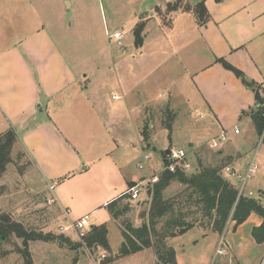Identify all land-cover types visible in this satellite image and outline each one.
<instances>
[{"label":"rangeland","instance_id":"rangeland-1","mask_svg":"<svg viewBox=\"0 0 264 264\" xmlns=\"http://www.w3.org/2000/svg\"><path fill=\"white\" fill-rule=\"evenodd\" d=\"M21 1L31 6L30 15L33 14L34 18L38 16L41 20V27L45 28L48 41L59 45L57 47L63 58L71 66L76 65L82 74L81 77L86 74L91 77L93 67L100 68V72L110 67L111 79L115 80L111 82L112 87H116L117 93L120 94L118 83L131 84L133 81V78H130L131 68H134L133 73L135 69L138 74L141 73L139 60L142 56L140 49L135 45L134 30L145 24L143 37L147 36V42H152L157 35L158 27L163 24V21L168 24L172 17L168 14V4L179 2L182 7L179 11H184L192 8L191 5L198 4L199 0ZM16 10L14 13L11 12L12 15L7 18L10 22L8 27L4 28L11 33L12 43L24 41L28 33L20 28L27 22L26 17L28 16ZM27 12L25 14L29 15ZM107 32L109 34L122 33L124 35L122 47H119L114 40H110ZM193 50L194 48H191L186 55L183 54L185 57L181 56L184 62L186 61V66L192 61ZM206 54L208 58H211L208 52ZM147 61L150 65L151 59ZM165 64L170 67L168 76H164L161 71L154 72L148 79L150 84L145 92L148 96L151 95L152 99L162 95V99L158 102H164L165 97H169V91L174 93L170 106L175 114L172 135L170 136L163 127V121L167 120L165 106L156 105L145 108L142 112L143 125H141L139 112L132 120L128 111L121 113L130 123L127 128L129 130L128 139L135 135L138 128V132L145 141V143L128 142L129 150L127 151L130 155H134L135 148L137 150L136 161L132 164L133 173L150 172L152 176L155 173L158 174L164 167L166 151L173 147L184 148L190 156H193L192 167L187 171L189 175L199 172L200 163L204 167L220 168L224 179L239 192L243 188L245 197L257 199L264 207V163L262 162L264 143H261V138L256 133L250 113L255 108L257 92L259 91L261 97L264 96L259 89V80L256 81L254 87L250 88L248 84L253 83L252 77L241 79L246 91L250 93V97H246L245 92L237 93L225 87L223 84L225 77L222 75L206 74L205 80L196 81L202 89L201 94L195 85L193 88L192 85H187L185 80L183 81L184 63H180L179 59H172ZM168 79L171 82L170 89H166ZM86 83L89 82L86 81ZM100 85L101 83L98 82L95 85L96 89ZM91 87H89V92L94 91V87ZM101 87L103 88V84ZM105 93L109 96L111 104L125 103V100H112L110 89ZM146 94L141 97L142 101L146 100ZM240 101L245 104H240ZM138 125L141 127H137ZM146 125L149 128L143 134ZM236 129L240 130V134H235ZM10 130L17 135L13 124L0 109V136ZM223 134L227 136V141H222ZM146 143H150L151 148H148ZM191 143L195 146L191 147ZM130 147L134 149L130 150ZM227 154L236 155L231 157ZM11 156L12 163L0 179V213L11 215L28 231L54 237L66 235L73 243L70 246H63L58 242H30L29 251L35 264H158L153 248L130 256L119 257L118 254L124 241L119 222L114 221L109 210L104 206H99L94 212L91 211L93 203L85 200L100 190L102 195H106L109 189L111 191L113 179L110 185L109 180L101 176V182H98L97 187H93L90 186L93 178L89 175L87 182L93 191L89 187L81 188L85 199L69 198L63 205L65 210L61 211L55 203H51L54 195L51 187L56 188L57 181L48 180L47 183V180L43 179L30 155L23 148L18 135ZM146 156H150L151 160L145 161ZM229 157L232 161H227ZM239 158L242 166L239 167L237 174L241 176L240 179L227 171V167L236 168L235 163ZM254 158H256L255 164L258 170L246 181L248 168ZM139 165H143L144 169L139 170ZM94 180L99 179L94 177ZM149 185L145 186L141 201L131 203L132 211L128 218L135 226H141L148 219L152 208L154 185L151 183ZM149 189L152 190L151 194H149ZM185 189L186 186L181 183L173 182L163 192V198L165 200L175 199ZM146 190L147 194L144 195ZM69 195L72 197V193ZM97 199L94 202H97ZM67 207L71 215L67 214L69 211L66 210ZM80 210L90 212L88 215L95 219L94 223L82 231L62 232L60 229L62 226H68L79 220L77 212ZM253 221L251 219L245 222L235 231L234 222L230 219L223 234L196 227L169 238L167 244L176 252V264H263L264 244H258L252 236L255 226ZM101 224H106L108 227L110 251L102 248L93 250L87 248L85 244L75 248L77 244L83 243L81 233L86 234L91 226ZM23 248L24 240L16 236L0 243V264H23L24 261L20 254V249Z\"/></svg>","mask_w":264,"mask_h":264},{"label":"crops","instance_id":"crops-1","mask_svg":"<svg viewBox=\"0 0 264 264\" xmlns=\"http://www.w3.org/2000/svg\"><path fill=\"white\" fill-rule=\"evenodd\" d=\"M202 1L210 15L207 24L198 23L193 12L196 4L191 5V11L171 13L169 24L163 21L152 42H147L144 35L143 45L139 47L141 73L136 69L133 73L134 68H131L129 74L133 81L131 84L118 83V94L111 84L115 80L111 79L110 67L101 72L100 68L93 67L91 77L89 74L81 77L76 65L71 66L63 58L58 44L48 41L41 20L30 15V5L21 0H0V109L13 124L23 148L43 179L47 183L48 180L57 181V187H51L52 203L61 211L69 198L85 199L81 188L89 187V175L93 178L90 183L93 187L101 182V176L108 179L110 185L113 179L111 191L109 189L106 195L100 190L85 199L93 203L90 208L93 212L99 206L107 208L110 202L125 194L130 183L137 185L155 175L133 173L137 150L130 147L135 150L134 155H130L128 142L145 141L138 128L128 139L130 123L121 113L128 111L132 120L139 112L143 125L145 108L162 105L165 110L174 112L170 107L174 98L172 91L164 102H158L162 95L152 99L145 92L154 72L161 71L168 76L170 67L166 62L179 59L184 63L183 81L193 88L195 85L201 94L202 89L196 81L205 80L206 74H216L225 77V87L237 93L245 92L246 97H250L241 79L219 62L223 59L242 71L245 77H252V87L259 80V89L264 93V0H199L197 3ZM16 9L28 16L27 22L20 27L28 32L27 38L20 43H12L11 33L4 30L10 22L7 18ZM191 48H194L192 61L186 66L181 56ZM148 59H151L150 65ZM98 82L101 85L96 89ZM168 82L166 89L171 88L169 79ZM90 86L94 91L89 92ZM108 89L112 100H125V103L111 104L105 93ZM145 94L147 98L142 101ZM240 104L245 102L240 101ZM146 144L151 148L150 143ZM190 145L195 146L194 143ZM235 164L236 168H227L237 174L242 166L240 158ZM94 177L99 180L95 181ZM236 177L241 178L238 174ZM66 210L70 211L69 207ZM69 213L71 215V211ZM77 213L81 219L90 212L80 210ZM256 216L252 214L246 222L253 219L254 227H259L262 219ZM91 220L93 224L95 219Z\"/></svg>","mask_w":264,"mask_h":264},{"label":"trees","instance_id":"trees-1","mask_svg":"<svg viewBox=\"0 0 264 264\" xmlns=\"http://www.w3.org/2000/svg\"><path fill=\"white\" fill-rule=\"evenodd\" d=\"M182 9L181 4L176 2L168 4L167 10L170 15ZM188 8L184 11H191ZM193 12L200 25H205L210 19L205 3H198ZM167 24V23H166ZM169 24V23H168ZM145 24L134 30L135 45L139 48L143 45ZM220 63L229 71L242 79L244 73L223 59ZM255 86V85H254ZM255 108L251 110V120L256 133L261 138L264 133V98L259 91L255 96ZM167 120L163 121V127L172 135L175 121L174 112L166 110ZM144 128V133L148 130ZM147 138H149L147 136ZM17 141V135L13 130L0 136V179L5 174L7 167L12 163L13 147ZM227 161H232L229 157ZM165 160L163 163H166ZM168 163V162H167ZM199 172L189 175L187 172L177 170L165 171L159 182L154 184L153 205L148 219L141 226H135L128 218L132 211L129 195L121 197L107 205L114 221L119 222V228L123 236L119 257H126L153 248L158 264H176V252L167 244L169 238L199 227L223 234L230 219L234 222V230L243 225L252 214L262 219L259 227H254L252 236L258 244H264V207L254 198L239 196V191L220 173V168L204 167L199 164ZM173 182H179L186 189L177 198L165 200L163 192ZM136 186L130 183L129 189ZM151 194L152 190H148ZM144 220V219H142ZM108 227L106 224L95 225L81 237L82 244L87 248L110 251L108 240ZM16 236L24 240V248L20 249L23 264H35L29 251V243L36 241L58 242L63 246L72 245L71 239L66 235H43L28 231L24 225L7 213H0V243Z\"/></svg>","mask_w":264,"mask_h":264},{"label":"built area","instance_id":"built-area-1","mask_svg":"<svg viewBox=\"0 0 264 264\" xmlns=\"http://www.w3.org/2000/svg\"><path fill=\"white\" fill-rule=\"evenodd\" d=\"M107 36L110 40H114L119 47H122V40L124 38V35L122 33L115 32L113 34H109L107 32ZM115 99H118V97H115ZM235 134L236 135L240 134V130L236 129ZM227 139H228L227 136L225 134H223L222 135V141H227ZM262 142L264 143V133H263V136L261 137V143ZM168 151H169V153L166 156V160L168 163L167 162L163 163L164 167L158 174L155 173V175L151 178V180L144 181L143 183H139L136 186L128 189L125 192V194L129 195V197H130L129 201L131 203L141 201V196L144 192L145 186L147 187V184L149 185V183L154 185L155 183L159 182L161 175L165 171L175 172L177 170H182V171L187 172L188 170L191 169V167H192L191 166V160H192L193 156H190L188 151H186L184 148H177V147L169 148ZM145 159H146V161H150L151 157L146 156ZM255 159L256 158H254L253 162L250 164V166L248 168L246 181L258 170V166L255 164ZM262 162L264 163V158L262 159ZM139 168L143 169L144 166L139 165ZM227 171L232 176H235V177L237 176V174L235 172H232V170L230 168H227ZM245 184H246V182H245ZM146 194H147V190H146L144 195H146ZM239 196H244L243 188L239 192ZM52 201H51V203H52ZM67 214H69V211L67 212ZM90 225H92V220H91L90 216H85L82 219H79L76 222H73L68 226H62L60 229L64 233L68 232L70 230L82 231L85 228L89 227ZM81 235L84 236L85 234L81 233ZM220 252H222V251H220Z\"/></svg>","mask_w":264,"mask_h":264},{"label":"water","instance_id":"water-1","mask_svg":"<svg viewBox=\"0 0 264 264\" xmlns=\"http://www.w3.org/2000/svg\"><path fill=\"white\" fill-rule=\"evenodd\" d=\"M248 86L249 87H252V84H248ZM191 147H192V145H190ZM169 153V151H167V153L166 154H168ZM93 226H91V228H92Z\"/></svg>","mask_w":264,"mask_h":264}]
</instances>
